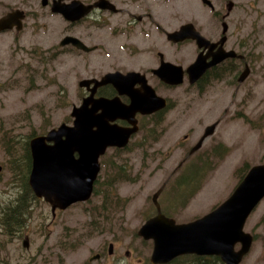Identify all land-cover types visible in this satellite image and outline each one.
Wrapping results in <instances>:
<instances>
[{
	"label": "rangeland",
	"instance_id": "374dc122",
	"mask_svg": "<svg viewBox=\"0 0 264 264\" xmlns=\"http://www.w3.org/2000/svg\"><path fill=\"white\" fill-rule=\"evenodd\" d=\"M5 1L12 0H0V16L7 10ZM164 1L179 7V16L171 18L172 7L165 6L164 12L168 10L170 20L165 19L162 26L172 30L191 20L209 36L223 29L221 17H214V11L226 14L232 1L234 6L226 18L230 45L241 41L242 48L258 54L255 75L237 87L222 82L199 91L185 80L174 88L172 98L178 105L167 113L164 121L155 124L153 131L147 126L130 142L127 151L121 153L120 160L114 152L103 160L96 189L105 192L110 178L124 177L114 185L111 210H99L105 194L94 193L89 200L54 216L51 205L36 196V201L27 199L30 213L21 231L15 235L7 233L2 226V210L17 197L21 187L11 172L4 169L8 155L0 146V264H149L153 242L138 235V230L153 212V194L164 183L160 198L163 210L178 222H188L220 205L245 172L264 163V0H209L214 10L204 0ZM47 28L29 20L17 39L12 34L0 35V126L2 131L23 140L45 134L64 122H74L73 105L79 103L77 79L101 76L123 58L113 49L115 35L105 26L94 30L91 40L105 43L103 52L76 63L72 61V65L67 57L44 63L47 46L59 37L58 30L48 32ZM70 66L76 67V71H67ZM218 119L221 121L216 132L206 139L194 160H200L216 144L227 146L229 151L212 163L200 184L193 185V189L197 188L193 196L191 184H182L186 165L175 168L202 137L206 126ZM145 136L144 144L139 145ZM113 160L126 161L127 175L117 174V169L110 166L109 161ZM245 230L256 237L241 264H264V199L248 218ZM25 240L28 247L24 246ZM111 242L115 250L112 255L108 253ZM127 250L130 255L126 254ZM97 254H102L101 258L95 257Z\"/></svg>",
	"mask_w": 264,
	"mask_h": 264
},
{
	"label": "flooded vegetation",
	"instance_id": "af4514ba",
	"mask_svg": "<svg viewBox=\"0 0 264 264\" xmlns=\"http://www.w3.org/2000/svg\"><path fill=\"white\" fill-rule=\"evenodd\" d=\"M3 5H7V10L0 16V19L14 12L19 15L23 14L24 18L23 26L20 30L18 29V24L16 23L13 27L0 31V35L12 34L17 39L29 20L34 24H45L48 27V32L59 31V37L55 38V41L50 43L44 52V63L57 58L62 59L63 57H67L71 59L70 65H72V61L76 63L78 60L80 61L84 60V58H90L94 53L99 51L103 52L104 47H107L105 43L101 45L98 43H92L91 41L94 37V30H99L100 28H105V26H107L111 35H115L113 40L115 42V46H113V49L118 50L117 52L115 51L116 54L118 53L123 57L122 60L118 61L120 64L101 76L91 75L89 77H81L80 79H77L78 95L76 94V97L77 100H79V103L73 105V108L83 105L85 100L89 98H118L122 104L130 105L133 101V96L135 98L137 97L139 101L142 100L141 97L145 96L144 93L146 91V87L154 89L158 96L166 99L165 106L161 108L158 107V109L151 113H142L140 111L136 112L134 117L135 124L122 117H118L111 122L112 124H116L124 129L137 127V130L130 135L129 141L126 145H114L109 146L106 149V152L99 158L101 170L104 162L103 160L110 152L118 153L116 159L119 158L120 160L121 153L127 151L130 142L138 134H142L146 127L149 126V123L154 124L153 122L156 121L160 124V122L164 121L167 113L176 108L178 105V101L172 98L173 89L178 85L183 84L185 80L188 81L192 88H197L199 91H202L209 84L215 85L222 82L228 84L229 86L237 87L238 85L241 86L248 82V80L255 75V69L257 68V53H250V50L242 48L244 45L241 41L235 43L234 45H230V37L227 34L229 31V25L227 32L224 33V24L227 23L226 18L228 16V12L223 14L221 10H219V12L214 11L213 16L216 18H218V16L221 17L219 20L222 22V32L217 33L214 36H209L194 21L191 20L183 21L172 30L162 26L165 19L167 22L170 20L168 10H165L164 12L165 6L172 7L171 18L177 19L179 16V7L164 0H12L3 2ZM209 5L211 9L214 10L212 3H209ZM112 16H114L113 20L111 18ZM189 24H193L207 40L199 42L193 37L175 39L173 36H170L173 32H179L185 25ZM88 29H92V31L88 32ZM224 36H226V39L222 44L221 40ZM78 41H81L82 44H79ZM106 53L107 56L111 57L110 52ZM221 56L222 59L219 62L209 65L198 79L194 82L191 81L193 79L191 78L190 71L199 59H202L203 64L205 63L207 65L212 63L214 59H218ZM37 60L38 58L36 61ZM129 61H131V63L125 66L121 65ZM134 61L137 62L134 63ZM76 67L80 69V66L76 65ZM76 67L70 66L67 71H76ZM162 67H164L166 71H169L171 74L173 71L174 73L176 71H182L183 83L173 84L162 79L158 73V70L162 69ZM93 68H95L94 64H92V69ZM117 72L122 73L123 75L128 73H137V75H133L126 79L124 86L119 81L115 83L114 80H112V82L110 81L100 85L98 84V81H102L108 73ZM244 72H247V76L245 80L240 81ZM119 86H122L123 90L125 89L123 93L120 92ZM126 90H133L132 92L134 95L131 96L125 92ZM101 112L102 109L98 111V113ZM220 121L221 120L218 119L212 123L216 124L214 133L216 132ZM208 126H206L205 131ZM188 137L189 135L186 134L185 138L187 139ZM206 139L203 141L201 147L194 151L193 149L199 141L192 146L188 155L185 156L175 168V170H178L180 167L186 165V175H188V181L191 184V191L195 190L193 189V185H195V183L200 184L205 179L212 163L221 160V158L224 155H227L229 151L227 146L216 144L212 150L204 152L203 155L200 156V160H194V156L198 153V150L203 147ZM145 140L146 136L145 138H142V143L145 142ZM77 156L78 154L76 153V157ZM112 159H114V156H112ZM119 160L109 161L110 166L117 169V174L124 173L127 175L128 164H126V161L123 163L119 162ZM122 168H124L125 171L123 170L122 172ZM101 170L95 181L92 196L95 193L96 186L100 183ZM119 178H121L120 175ZM110 182H115V177L110 178ZM165 184L166 183L158 189L160 190L162 188L158 197L161 208L163 206V202L160 201V198L166 186ZM98 191L99 195L104 193L101 189ZM118 200L121 199L118 197ZM77 203H74L71 206ZM152 206L153 212L147 217V219L158 213V209L154 201ZM110 207L109 204L108 206L103 205L99 208V210H108ZM51 210L54 216L58 211H61L59 208L53 211L52 205ZM252 235L254 236L255 241L256 236L253 233ZM114 252L115 250L113 253ZM130 253V250L126 251L127 255H130ZM97 256L99 259L102 254H97ZM149 261V264H153L151 262V257L149 258Z\"/></svg>",
	"mask_w": 264,
	"mask_h": 264
},
{
	"label": "water",
	"instance_id": "95a60500",
	"mask_svg": "<svg viewBox=\"0 0 264 264\" xmlns=\"http://www.w3.org/2000/svg\"><path fill=\"white\" fill-rule=\"evenodd\" d=\"M204 1L211 3L209 0ZM233 6L234 3L230 1L228 12ZM23 18V14L15 12L4 16L0 19V31L13 27L16 23L20 30ZM227 29L228 24L225 23L224 33ZM170 36L175 39L193 37L199 42L207 40L193 24L185 25L179 32H173ZM225 39L226 36L222 38V44ZM78 42L82 44L81 41ZM221 59L222 56L207 65L199 59L190 71L193 79L191 81L194 82L209 65ZM168 72L164 67L158 70L165 81L173 84L183 83L182 71H173V75ZM133 75L137 73H108L98 84L114 80L124 86L126 79ZM246 76L247 72H244L240 81L245 80ZM119 89L121 93L125 90L122 86H119ZM132 91L125 92L133 96ZM144 95L140 101L133 96L130 105L122 104L118 98L86 99L83 105L73 108V124L62 123L46 134L32 138L29 184L35 195L49 202L53 211L57 208L65 210L74 203L89 200L101 170L100 156L109 146L126 145L130 135L137 130V127L124 129L111 122L122 117L135 124L136 112L151 113L166 105V99L158 96L150 87H146ZM100 109L102 112L98 113ZM215 127L216 124L207 127L193 151L201 147L203 141L214 133ZM161 190L162 188L153 195L158 213L147 219L138 230V235L153 240V264H167L184 254L216 255L225 264H241L254 242L252 233L245 230L247 220L264 199V164L251 167L224 202L213 211L192 221L177 222L174 217L167 216L158 201ZM238 244L240 247L237 249ZM24 246H29L26 240ZM113 251L114 244L111 243L109 254Z\"/></svg>",
	"mask_w": 264,
	"mask_h": 264
},
{
	"label": "trees",
	"instance_id": "16d2710c",
	"mask_svg": "<svg viewBox=\"0 0 264 264\" xmlns=\"http://www.w3.org/2000/svg\"><path fill=\"white\" fill-rule=\"evenodd\" d=\"M154 123V122H153ZM155 124L158 125V122H155L152 125H149V131L155 130ZM141 144H144L141 143ZM0 146L6 149V153L8 155L7 163L4 169H7L11 172L12 177L15 179V182L18 181L21 188H19V192L17 197L10 201L2 210V226L5 231L9 234H17L21 231L22 227L26 224V219L29 216V204L27 203V199L37 200L34 191L32 190L29 184V176L32 168V155H31V147L30 140H23L18 138L7 131H2V126H0ZM124 168L121 169L123 172ZM125 171V170H124ZM245 172L241 179L244 178ZM120 179H124L122 176L119 178H115V182H108L106 186L108 190H105L104 194V204L109 207L112 204L111 200L114 198L112 194L114 185ZM188 175H185L183 178L182 184H188ZM98 189L95 190L97 194ZM197 193V188L192 191V195L194 196ZM99 194V193H98ZM119 197V196H118ZM102 207V205L100 206ZM111 210V207L109 208ZM168 216H171V213L163 210ZM171 264H225L219 256L216 255H195V254H186L177 257L172 261Z\"/></svg>",
	"mask_w": 264,
	"mask_h": 264
},
{
	"label": "clouds",
	"instance_id": "9594fccd",
	"mask_svg": "<svg viewBox=\"0 0 264 264\" xmlns=\"http://www.w3.org/2000/svg\"><path fill=\"white\" fill-rule=\"evenodd\" d=\"M5 202H7V197H5Z\"/></svg>",
	"mask_w": 264,
	"mask_h": 264
}]
</instances>
